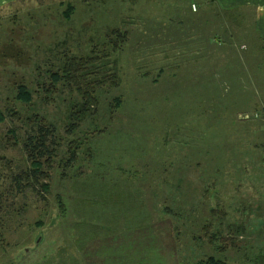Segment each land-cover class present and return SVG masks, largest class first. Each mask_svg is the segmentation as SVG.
<instances>
[{
    "label": "rangeland",
    "instance_id": "obj_1",
    "mask_svg": "<svg viewBox=\"0 0 264 264\" xmlns=\"http://www.w3.org/2000/svg\"><path fill=\"white\" fill-rule=\"evenodd\" d=\"M0 1V264H264V42L251 0ZM111 30L124 34L114 51ZM90 53L119 84L81 113L52 78ZM37 125L55 155L26 185L15 175Z\"/></svg>",
    "mask_w": 264,
    "mask_h": 264
},
{
    "label": "trees",
    "instance_id": "obj_2",
    "mask_svg": "<svg viewBox=\"0 0 264 264\" xmlns=\"http://www.w3.org/2000/svg\"><path fill=\"white\" fill-rule=\"evenodd\" d=\"M71 8L70 6L66 7L67 16L70 15ZM66 16V17H67ZM109 35H112V50H116V45L123 42L124 34L119 30H111ZM105 60V59H104ZM101 60L97 55H87L85 57L79 58H65L63 64L61 65V75L53 74V82L61 81L71 87L77 95L80 97V112H85L91 109L96 105V91L98 89H110L116 88L119 84V78L116 72V68H105V61ZM15 100L20 103L29 102V93L23 87L17 89ZM116 105H119L118 101L115 102ZM81 112V113H82ZM3 120V117L0 115V122ZM52 136L51 130H49L44 125H37L34 132L27 134L21 143V149L26 157V160L29 162V167L27 171L20 172L15 175L17 181H24L26 185L31 183L33 180L34 183H37L40 177H46L45 172L42 171V166L47 164L48 160L52 158L55 154V144L52 146L49 143V137ZM69 157L66 159L68 163L70 160H73L75 157L74 151L69 150ZM40 187L43 192L46 191L47 187L40 184ZM60 207V205H59ZM210 227V223L207 222L206 226H202L201 230L207 231ZM230 229V228H229ZM233 230V229H232ZM203 233V232H202ZM218 233V232H216ZM81 234V233H80ZM89 232L85 234L84 244L93 243L92 235L89 236ZM135 234L136 231H135ZM88 235V236H87ZM75 236V235H74ZM78 243L80 242L79 235L75 236ZM74 238V241H75ZM210 243L212 241L222 242L220 234L210 233L208 235ZM212 240V241H211ZM88 245V246H89ZM83 246L80 243V248ZM224 248L223 244L221 247H218L219 250ZM64 264H80L79 260L73 257L66 259ZM194 264H225L219 259H213L211 257L205 258L204 260H199Z\"/></svg>",
    "mask_w": 264,
    "mask_h": 264
},
{
    "label": "crops",
    "instance_id": "obj_3",
    "mask_svg": "<svg viewBox=\"0 0 264 264\" xmlns=\"http://www.w3.org/2000/svg\"><path fill=\"white\" fill-rule=\"evenodd\" d=\"M3 3L4 1L3 2L0 1V7L3 5ZM219 3H220V6L223 7V9H226V10L229 9L228 7L224 6L222 0H219ZM190 5H193V4H190ZM244 5H250L251 9L254 11L252 15V24H251L252 25V28H251L252 35L251 36H253L254 39L257 40V43L264 42V0H251L250 4L245 3ZM194 10H195V7H194ZM254 262L256 263V260Z\"/></svg>",
    "mask_w": 264,
    "mask_h": 264
},
{
    "label": "built area",
    "instance_id": "obj_4",
    "mask_svg": "<svg viewBox=\"0 0 264 264\" xmlns=\"http://www.w3.org/2000/svg\"><path fill=\"white\" fill-rule=\"evenodd\" d=\"M191 9L194 10V6L193 5H191Z\"/></svg>",
    "mask_w": 264,
    "mask_h": 264
}]
</instances>
